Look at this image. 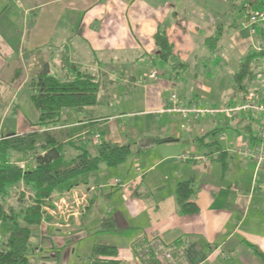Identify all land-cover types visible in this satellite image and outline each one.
<instances>
[{"label":"crops","instance_id":"1","mask_svg":"<svg viewBox=\"0 0 264 264\" xmlns=\"http://www.w3.org/2000/svg\"><path fill=\"white\" fill-rule=\"evenodd\" d=\"M246 4L257 7L260 0H0V113L11 118L0 137L42 129L36 126L29 81L43 68L60 79L78 70L99 82L97 102L83 111L65 109L69 123L52 129L92 146L97 133L100 142L130 145L133 151L111 174L101 163L79 184L51 194L32 239L47 248L42 246L33 264H58L63 249L66 261L70 241L81 239L89 256L96 244L115 247L119 264H141L132 248L140 239L182 242L186 250L177 264H264L255 251L264 253V172L255 178L249 161L235 173L226 161L229 152L245 160L235 147L252 133L256 119L236 117L235 135L228 137L215 116L164 111L171 92L186 103L217 105V64L225 65L227 48L242 59L250 51L239 18ZM156 33L172 48L166 59ZM227 94L225 89L218 97ZM21 95L33 105V116L21 110ZM144 137L163 140L134 153ZM214 141L219 149L209 146ZM64 153L76 154L68 146ZM114 177L124 185L113 186ZM183 181L192 185L190 201L197 207L192 214L182 213L176 201ZM53 202L64 209L67 226L56 227L45 217ZM104 220L115 227L105 229Z\"/></svg>","mask_w":264,"mask_h":264},{"label":"trees","instance_id":"2","mask_svg":"<svg viewBox=\"0 0 264 264\" xmlns=\"http://www.w3.org/2000/svg\"><path fill=\"white\" fill-rule=\"evenodd\" d=\"M155 39L161 57L166 59L171 54L172 48L168 45L164 34L156 33ZM258 56L260 55L255 53L245 55L239 63L238 71L234 74L235 84L239 82L238 86L244 90L247 88H244L246 84H242V81L247 77L249 80L253 78L252 66ZM98 83L93 75L84 71L75 70L74 77L60 79L49 74L47 68H43L29 81L32 91L31 100L38 112L36 126L42 129L21 134L11 133L0 141V222L4 221L3 223H7L12 228L0 246V264H33L28 254L31 248L30 239L34 233L33 229L41 223L44 215L42 207L45 206L46 199L55 190H64L77 185L95 172L99 164L105 163L109 167H114L125 162L133 153L130 145L102 141L92 146L78 138L63 140L60 136L61 132L52 129L57 125L69 123L68 118L62 113L65 109L83 111L93 106L97 102ZM214 133L211 131L209 134ZM162 140L144 137L135 143L137 147L134 153ZM217 143L214 141L209 146H216L219 149ZM66 146L76 154L72 157L67 156L64 153ZM11 152L23 157L29 156L31 161L26 169L11 161ZM220 157L221 155L218 158ZM21 181L31 195L26 199L21 194L16 205L8 203V187L18 185ZM192 191L190 181L180 182L176 187V201L182 213L197 212L196 205L190 201ZM19 218L22 219V224L18 222ZM102 225L105 229L115 227L109 220L102 221ZM148 243L149 241L140 239L132 244V248L139 255L142 264H159L160 261L154 256V251ZM255 251L264 261V253L256 249ZM114 257H116L115 247L96 244L92 248L88 264H119Z\"/></svg>","mask_w":264,"mask_h":264},{"label":"rangeland","instance_id":"3","mask_svg":"<svg viewBox=\"0 0 264 264\" xmlns=\"http://www.w3.org/2000/svg\"><path fill=\"white\" fill-rule=\"evenodd\" d=\"M244 17H245L244 11L240 7L239 18L244 19ZM227 52H230V54L226 58L225 65L222 66L221 64H217V67H218L217 68V87L213 89V92L217 93V105H214V106H220V105L225 104V103H230V104L238 103V98L236 95L237 91L244 90V89L240 88V86H238L239 82H237V84H235V81L232 78L233 72L236 70L238 63L242 60V58H239L238 55L233 53L234 51L231 50L230 48H227ZM249 53H254L251 50V48H250ZM255 54H257V53H255ZM217 59H220L219 54H217ZM262 60L263 59L261 57H258L257 60H255L254 66H252L253 78H251V80H249V77H247L242 81V84H246V86H244V88L245 89L247 88V90H245V91L263 90V88H262L263 82H262V77H261L262 76V74H261L262 64L260 62ZM217 63H219V62H217ZM219 68H221V69H219ZM225 89H227V92L230 93V96H228V94H227V95H224L222 97H218ZM24 93H25V90H24ZM29 102H30V100H29ZM204 106H207V105L204 104ZM21 110L22 111L24 110L23 113L27 114L29 117H30V115L33 116L32 111H35V109L31 103L29 105H26L25 102H23V96L22 95H21ZM1 114L2 113H0V135H1V133L8 130L9 127L7 125L11 119L9 116H7L4 120V116L2 117ZM191 117H194V116H191ZM201 117H207V116H201ZM201 117L196 116L194 118H201ZM237 117L239 118V116H237ZM235 118L236 117H225L222 114H218L215 116L214 120H217V125L221 128L222 133L224 135H227V136L229 135L230 137H233L235 135V133H234L235 131L233 130L232 125H233ZM254 118L256 119V122L258 124V119L256 117H254ZM256 122L253 123V126H252L253 131L251 134L255 133V130H256L255 128L257 126ZM47 129H49V127ZM242 131L243 130H241V133H239L240 136L243 135ZM251 134L248 135V137L251 136ZM7 135L1 136L0 141L3 140L5 137H8ZM220 135H221V133H217L215 135V137L217 139H220ZM60 136L62 137L63 140L64 139L67 140L66 139L67 135L65 133L63 135H60ZM208 137H209V139H211L212 135H209ZM73 139H75L74 134L71 137V140H73ZM220 141L222 142L223 139H221ZM221 144L223 145V143H221ZM10 154H11L10 155L11 161L17 163L20 167L23 166L24 169L27 168L29 162L31 161V159L29 158L28 155L25 156L28 158H24L22 160H19V155H17V153L14 154L13 152H11ZM231 155H233V156H231ZM230 157H233L232 161L229 160ZM244 158L245 157H242V159H244ZM226 161L230 162V164H231L230 167H232V170L235 173L237 171L241 170L240 168L242 166H244V165L246 166V163H249V165H250V163L252 162L250 159L247 160V158H245V160H240L238 158V156L232 152L228 153V157H227ZM249 161H251V162H249ZM22 162H24V163L21 164ZM240 165H242V166H240ZM104 168L109 169L110 174L113 172V167L104 166ZM249 168H252V167L249 166ZM99 178L100 179L105 178V175L103 173L99 172ZM115 179H117V178H115ZM20 183H22V181ZM112 183H113V181H112ZM260 183H261V181H259L257 183V185H259ZM123 185L124 184L121 181V185H119V186H123ZM262 185H264V182L262 183ZM262 188H264V186H262ZM29 193H30V191L26 190L24 188L23 184L20 186H17V185L10 186V187H8V192H7V202L11 203L13 205H16V202L20 198L21 194H23L24 195L23 197L27 199V197L29 196ZM47 200H49V198L46 199V202H47ZM52 208H53L52 212L48 213V215L45 217H50V220H51L50 222H52V224L56 227L67 226L68 225L67 222H64L66 220L62 221L63 217H61V214H60V211L65 212L64 209L62 207L61 208L58 207V204L55 202H53ZM65 210L68 211V208H65ZM70 213H71V215H73L74 211H71ZM68 215H67L66 219H68ZM64 216H66V215H64ZM3 222H0V246L2 245V243H4L8 233L12 229L10 225H8L7 223H3ZM18 222H20V224H22V219L19 218ZM41 222H42V220H41ZM33 238H34V236L32 235L31 239H30L31 248L29 249L28 254L34 263L35 261H38L39 257L41 256V249H43L42 246L47 248V245H46L47 243L46 244L43 243L41 245V242L37 241L36 239H35L36 241H33L34 240ZM71 242L73 245L72 244L69 245L71 247H70V253H69L68 259L65 261L66 250L63 249V251H61L60 261L58 264H63L64 261H65V264H87L85 257L89 256V250L90 249H87V247L85 246V240H82V239L81 240H72V241H70V243ZM168 249H171V251H172L171 253L168 254V256L170 255L169 257H167L166 253H165L166 250H168ZM184 250H186V249H185L184 244L182 242H179L178 244L172 243L169 245H165V244L161 243L157 246V251L154 253V256L160 261L159 264H177L176 261L179 257H181L184 254V252H185ZM133 252H134V250H133ZM134 254H135V257H137V259L139 260V258H140L139 255L136 252H134Z\"/></svg>","mask_w":264,"mask_h":264},{"label":"built area","instance_id":"4","mask_svg":"<svg viewBox=\"0 0 264 264\" xmlns=\"http://www.w3.org/2000/svg\"><path fill=\"white\" fill-rule=\"evenodd\" d=\"M244 19L243 27L247 30L250 48L258 57L263 60L262 64V88L260 91H237L238 103L230 104L225 103L220 106H204L201 103H186L183 99L179 98L176 93L171 92L166 100L164 111L177 113L182 117H201V116H216L222 114L225 117H237L240 115L256 117L258 124L255 133L235 147V152L247 159H250L255 166V178L258 177L259 172H264V0H260L257 7L250 4L243 6ZM92 143L97 145L100 143V138L97 133L92 136ZM28 158V157H27ZM180 157L179 159H181ZM27 160V159H26ZM25 161V160H24ZM28 161V160H27ZM22 162L21 164H23ZM24 168L23 166H21ZM136 171L139 170L135 167ZM113 186L121 185L120 179H114ZM67 205L66 202L62 203ZM149 246L154 253L157 251V246L160 244L157 239L149 241ZM171 249L166 250V256L171 253Z\"/></svg>","mask_w":264,"mask_h":264}]
</instances>
